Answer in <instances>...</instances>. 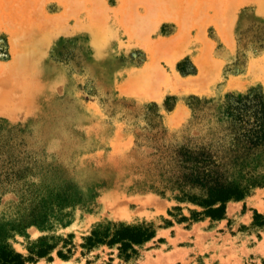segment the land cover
I'll return each mask as SVG.
<instances>
[{
    "label": "rangeland",
    "instance_id": "374dc122",
    "mask_svg": "<svg viewBox=\"0 0 264 264\" xmlns=\"http://www.w3.org/2000/svg\"><path fill=\"white\" fill-rule=\"evenodd\" d=\"M149 68L195 89H138ZM255 93L264 0H0V174L25 178L0 189V233L28 264H264V187L198 221L151 189L177 146L229 143L225 107ZM121 225L155 235L130 259L89 247Z\"/></svg>",
    "mask_w": 264,
    "mask_h": 264
},
{
    "label": "trees",
    "instance_id": "16d2710c",
    "mask_svg": "<svg viewBox=\"0 0 264 264\" xmlns=\"http://www.w3.org/2000/svg\"><path fill=\"white\" fill-rule=\"evenodd\" d=\"M225 109V119L230 124L226 128L229 143L225 136L218 140L189 139L174 149L169 159L174 166L168 164L171 174L162 181L166 184L164 189L151 187L163 197L169 190L178 203L202 209L191 210L195 221L202 217L222 220L230 201H242L253 189L264 187V97L255 93L233 98ZM22 180L25 178L20 175L0 174V189L7 192ZM57 200L62 206L75 204L70 196L59 195ZM187 220L182 218V221ZM45 221L46 215L32 217L34 224ZM3 234L0 233V264L36 263L32 257L15 252ZM154 235L151 227L121 225L111 238L94 232L87 241L90 248L99 244H119V256L130 259L136 254L134 247L150 241ZM38 255L44 257L47 251H40ZM58 256L66 259L61 251Z\"/></svg>",
    "mask_w": 264,
    "mask_h": 264
},
{
    "label": "bare ground",
    "instance_id": "6f19581e",
    "mask_svg": "<svg viewBox=\"0 0 264 264\" xmlns=\"http://www.w3.org/2000/svg\"><path fill=\"white\" fill-rule=\"evenodd\" d=\"M157 1V0H156ZM165 13V12H164ZM35 36V35H34ZM31 38V37H30ZM94 38V37H93ZM26 40V39H25ZM28 52V51H27ZM155 58V57H154ZM176 60V59H175ZM198 62V61H197ZM200 63V62H199ZM172 64V63H171ZM198 64V63H197ZM161 68V67H160ZM206 70V69H205ZM202 72V71H201ZM205 74V73H204ZM169 77V76H168ZM168 77H164L162 73H160L157 70H154L152 68H149L145 71L144 74H142L137 82L138 89H142V87L145 90L152 89V88H159L162 87L164 89L163 92L167 91H174V92H181L184 90H189V89H195L193 87H189V85H179L177 83L171 82ZM201 76L199 75V78ZM198 78V79H199ZM197 79V78H196ZM197 79V80H198ZM200 78L199 80H201ZM175 80V79H174ZM193 80V79H192ZM175 82H177L175 80ZM196 82V81H195ZM202 82V81H201ZM200 82V83H201ZM203 83V82H202ZM177 84V85H175ZM193 84V83H192ZM194 85V84H193ZM196 85V84H195ZM203 84H201L202 86ZM197 86V85H196ZM200 86V85H199ZM200 90V87H198ZM153 91V90H152ZM133 92V91H132ZM160 94V93H159Z\"/></svg>",
    "mask_w": 264,
    "mask_h": 264
}]
</instances>
